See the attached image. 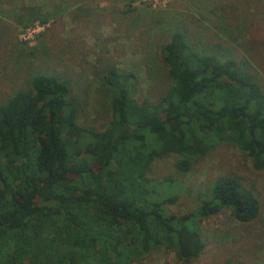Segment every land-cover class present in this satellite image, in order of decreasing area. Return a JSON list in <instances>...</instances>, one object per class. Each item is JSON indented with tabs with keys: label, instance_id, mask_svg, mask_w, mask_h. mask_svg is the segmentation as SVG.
<instances>
[{
	"label": "trees",
	"instance_id": "obj_1",
	"mask_svg": "<svg viewBox=\"0 0 264 264\" xmlns=\"http://www.w3.org/2000/svg\"><path fill=\"white\" fill-rule=\"evenodd\" d=\"M160 50L172 85L154 103L134 100L132 73L104 70L111 119L100 129L77 122L78 103L52 74L32 73L0 102V264H133L160 249L193 264L205 248L197 220L221 209L256 219L258 200L236 177L214 179L181 215L167 209L175 181L147 178L155 159L177 155L174 170L187 173L221 143L264 169L258 83L183 31Z\"/></svg>",
	"mask_w": 264,
	"mask_h": 264
},
{
	"label": "rangeland",
	"instance_id": "obj_2",
	"mask_svg": "<svg viewBox=\"0 0 264 264\" xmlns=\"http://www.w3.org/2000/svg\"><path fill=\"white\" fill-rule=\"evenodd\" d=\"M27 28L37 29L31 39ZM174 31H183L198 53L233 58L264 90V0H0V102L32 73L52 74L67 82L78 103L77 122L103 128L111 119L100 85L104 70L132 73L134 100L156 102L172 85L160 47ZM179 159H155L146 173L155 184L165 176L175 181L166 186L168 193L178 190L169 212L194 210L208 184L222 176L236 177L259 203L250 223L236 222L226 209L197 220L205 248L193 264H264V169L254 170L226 143L187 173L174 170ZM133 264L180 263L160 249Z\"/></svg>",
	"mask_w": 264,
	"mask_h": 264
},
{
	"label": "built area",
	"instance_id": "obj_3",
	"mask_svg": "<svg viewBox=\"0 0 264 264\" xmlns=\"http://www.w3.org/2000/svg\"><path fill=\"white\" fill-rule=\"evenodd\" d=\"M35 28H36V25H35ZM40 28H41V27H40ZM35 30H37V29H30V28H27V29H25L24 35H26V34H28V33H30V32H34ZM32 34H37V33H32ZM34 36H35V35H34ZM26 38H27V39H31V38H33V36H32L31 33H30V34L27 35Z\"/></svg>",
	"mask_w": 264,
	"mask_h": 264
}]
</instances>
